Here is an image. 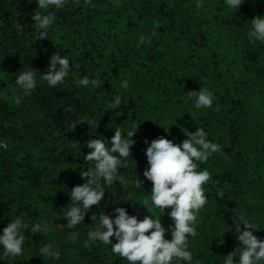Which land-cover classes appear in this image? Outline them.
I'll return each mask as SVG.
<instances>
[{"label":"trees","instance_id":"16d2710c","mask_svg":"<svg viewBox=\"0 0 264 264\" xmlns=\"http://www.w3.org/2000/svg\"><path fill=\"white\" fill-rule=\"evenodd\" d=\"M195 3L69 0L63 9L39 10L36 0H0V233L16 214H25L27 224L48 226L32 233L29 225L23 253L0 255V264H128L110 246L87 240L95 223L91 216H114L116 207L138 220L159 216L150 201L151 181L143 176L149 167L145 141L164 136L180 143L184 132L197 127L222 150L198 162L197 170L207 168L212 176L204 185L208 203L197 233L189 237L193 260L185 264H225L232 251L238 259L236 214L253 219V234L264 238V44L247 39L249 21L264 15V0H244L234 13L224 0H202L199 9ZM37 10L56 16L47 38L36 39L31 16ZM17 21L23 26L19 33ZM56 51L73 68L65 85L52 88L38 73L36 88L24 96L16 76L28 67L45 72ZM85 76L101 86L79 85ZM125 79L127 90L120 87ZM200 87L214 92L211 108L195 109L191 91ZM116 95L122 104L113 109ZM115 128H135L128 166L119 169L124 179L104 185L100 205L68 228L70 189L86 182L82 171L94 169L84 159L92 151L87 142L110 143ZM136 176L141 187L133 183ZM145 200L147 208L140 204ZM170 210L161 216L165 228L172 224ZM48 243L58 248V259L41 255Z\"/></svg>","mask_w":264,"mask_h":264},{"label":"clouds","instance_id":"9594fccd","mask_svg":"<svg viewBox=\"0 0 264 264\" xmlns=\"http://www.w3.org/2000/svg\"><path fill=\"white\" fill-rule=\"evenodd\" d=\"M68 2L69 0H36L39 10L63 9ZM242 3L244 0H224L225 6L233 10V13ZM202 6V0H196L195 7L199 9ZM39 10L34 11L31 16L38 30L36 39L47 38L49 29L56 21V16L51 11ZM249 22L247 39L264 44V15H256ZM14 28L17 33L23 30L19 21L14 24ZM145 39V36H140L142 42ZM69 59L68 56L56 51L51 56L45 72L41 73L32 67L20 71L15 79L17 88L27 96L36 88L39 80L45 81L52 88L65 85L73 71L69 66ZM78 84L90 85L95 89L101 86L102 81L85 76L78 81ZM120 87L127 90L129 81L122 80ZM191 97L195 98V109L211 108L216 100L214 92L207 87L191 91ZM14 99L16 103H20L21 96H16ZM121 104L122 97L116 95L111 107L117 109ZM68 110L71 111V107ZM134 129L125 133L115 128L110 143H106L101 138L87 142V147L92 151L86 154L84 159L91 161L94 169L82 171L80 174L82 177H87L86 182L70 189V201L73 203L64 215L68 228H75L83 223L90 206L100 205L105 195L104 185L123 181L119 169L128 166L131 146L134 144L131 139ZM184 133L186 138L180 143H174L164 136L155 138L150 143L145 141L147 143L145 155L149 167L143 172V176L151 181L150 201L161 214L159 216L151 214L138 220L135 215H129L124 207H116L114 216L106 212H101L99 217L93 214L91 219L95 222L94 227L87 232L89 242H100L110 246V250L120 258L126 259L128 264H185L193 260L189 237H194L197 233L199 213L208 203L204 185L212 176L207 168L197 170L198 162L206 163L214 153L222 149L220 144L208 138V132L202 127ZM133 183L141 187L143 181L138 180L136 176ZM148 203L149 201L145 200L140 204L146 207ZM165 208L171 209L168 215L172 224L168 228H165L161 222ZM25 216V214H16L15 218L10 219L3 228L0 233V255L17 257L23 253L26 242L25 229L29 225L32 233L48 230L45 222L25 223ZM233 224L237 234L236 239L242 248L238 259L234 251L224 257L225 264H264V238H258L253 234L257 230L255 221L243 214H236ZM169 231L171 238L166 239V233ZM77 235L78 233H74L73 238L75 239ZM110 237H114L116 242L113 243ZM40 253L42 256L54 259L60 256L58 248L51 243L43 245Z\"/></svg>","mask_w":264,"mask_h":264},{"label":"water","instance_id":"95a60500","mask_svg":"<svg viewBox=\"0 0 264 264\" xmlns=\"http://www.w3.org/2000/svg\"><path fill=\"white\" fill-rule=\"evenodd\" d=\"M61 226L60 225H58V227L57 228H60Z\"/></svg>","mask_w":264,"mask_h":264}]
</instances>
